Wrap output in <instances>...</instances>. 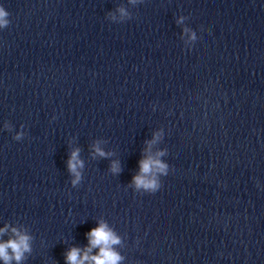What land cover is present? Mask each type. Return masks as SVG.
<instances>
[{
	"label": "water",
	"instance_id": "95a60500",
	"mask_svg": "<svg viewBox=\"0 0 264 264\" xmlns=\"http://www.w3.org/2000/svg\"><path fill=\"white\" fill-rule=\"evenodd\" d=\"M3 2L0 227L33 236L24 264H66L98 220L122 236V264H264V0ZM159 129L150 151L174 173L138 192Z\"/></svg>",
	"mask_w": 264,
	"mask_h": 264
},
{
	"label": "clouds",
	"instance_id": "9594fccd",
	"mask_svg": "<svg viewBox=\"0 0 264 264\" xmlns=\"http://www.w3.org/2000/svg\"><path fill=\"white\" fill-rule=\"evenodd\" d=\"M121 18L128 15L126 8L118 7ZM11 13L5 6L3 0H0V30L5 29L11 23ZM115 19V16H113ZM184 17H180L179 22H183ZM207 32V29H204ZM183 35L188 36L197 44L202 43V38L197 32L185 26ZM55 119V117H53ZM5 128H11L7 121ZM24 125L16 132L14 139L21 141L25 135ZM163 135V129L156 130L153 133V139L147 141L149 149L139 160V171L132 177L130 185L138 192L156 193L163 188L162 177H171L174 173L173 167L161 157L165 156V150L161 149L152 154L151 145ZM94 154L100 157L109 155L103 147L97 142L93 145ZM81 149L74 148L67 160V169L71 174V185L77 187L84 179L83 169L85 162L80 156ZM110 170L114 174L122 171L119 161H112ZM11 231L12 235L5 239V235ZM88 243L85 246L73 245L65 253L66 264H122L125 260L124 255L118 249V245L123 242L122 236L107 221L98 220L95 227H92L86 234ZM33 236L26 230L7 223L0 227V264H24L26 254L32 251Z\"/></svg>",
	"mask_w": 264,
	"mask_h": 264
}]
</instances>
